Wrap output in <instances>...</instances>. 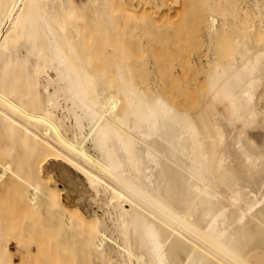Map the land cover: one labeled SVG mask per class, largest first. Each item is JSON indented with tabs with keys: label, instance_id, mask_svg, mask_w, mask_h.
I'll return each instance as SVG.
<instances>
[{
	"label": "bare ground",
	"instance_id": "1",
	"mask_svg": "<svg viewBox=\"0 0 264 264\" xmlns=\"http://www.w3.org/2000/svg\"><path fill=\"white\" fill-rule=\"evenodd\" d=\"M241 6L264 28L262 0ZM79 18L73 0H0V129L23 147L12 154L0 137V193H16L24 230L76 239L102 264H264V38L231 41L239 17L207 14L220 59L185 110L124 65L107 78L91 67ZM61 166L104 199L102 216H85L58 188Z\"/></svg>",
	"mask_w": 264,
	"mask_h": 264
},
{
	"label": "rangeland",
	"instance_id": "2",
	"mask_svg": "<svg viewBox=\"0 0 264 264\" xmlns=\"http://www.w3.org/2000/svg\"><path fill=\"white\" fill-rule=\"evenodd\" d=\"M73 1L80 15L82 36L79 35L78 41L82 44L81 54L89 60L91 67L107 78L114 75L116 63L124 65L133 72L142 89L160 92L166 100L185 110L193 109L200 102L209 65L220 59L221 38L211 34L210 26L204 20L207 14L227 12L239 17L231 23L235 32L231 41L235 34L239 42L253 41L256 45L264 38V28L255 27L242 17L245 16L241 11L242 0H171V5H153L145 10L129 6L124 0ZM232 2L238 5L222 10L223 3ZM162 14H172L174 18L167 22L157 20L156 17ZM21 123L19 121L17 125ZM24 125L18 126L19 129L25 130L22 129ZM25 126L28 135L33 132L37 140L40 138L38 141L45 143L39 133ZM0 132L3 145L8 142L6 149L12 143V154L18 153L16 149L23 150L16 139L12 140L1 129ZM11 158L6 157L4 161L13 162ZM83 178L80 171L62 166L55 175L58 188L85 216L93 217L95 212L102 216L104 199L96 197ZM14 193L11 188L0 193V261L4 254L7 264H10L9 260L11 264H102L86 261L76 239L64 240L62 235L51 233V230H24L26 217ZM4 259L3 264L6 263Z\"/></svg>",
	"mask_w": 264,
	"mask_h": 264
}]
</instances>
